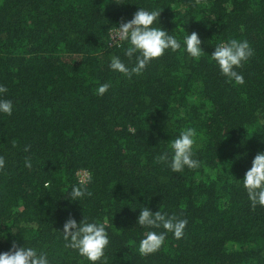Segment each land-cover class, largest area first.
I'll return each instance as SVG.
<instances>
[{
	"label": "trees",
	"instance_id": "1",
	"mask_svg": "<svg viewBox=\"0 0 264 264\" xmlns=\"http://www.w3.org/2000/svg\"><path fill=\"white\" fill-rule=\"evenodd\" d=\"M140 8L161 11L153 27L181 48L129 79L109 65L116 56L132 67L135 57L127 41L110 45V33ZM193 32L199 60L184 44ZM232 39L253 50L234 69L242 85L211 59ZM0 86L13 105L0 112V254L15 243L49 264H91L62 233L69 217H85L107 221L97 264H264V207L253 209L242 182L264 152V0H0ZM187 128L200 167L156 163ZM81 173L92 195L73 201ZM144 207L186 219L183 238L167 233L140 255L144 233L164 231L137 224Z\"/></svg>",
	"mask_w": 264,
	"mask_h": 264
},
{
	"label": "clouds",
	"instance_id": "2",
	"mask_svg": "<svg viewBox=\"0 0 264 264\" xmlns=\"http://www.w3.org/2000/svg\"><path fill=\"white\" fill-rule=\"evenodd\" d=\"M195 2L199 4L200 0H195ZM160 14L159 10L147 11L140 8L130 21H121L113 35V40L117 45L122 41H127L129 47L125 51V56L129 61L135 57V62L132 67H129L119 57L113 56L109 65L111 70L131 79L133 75L142 74L147 65L152 60L162 57L166 50L171 49L176 52L181 48L180 42L174 36L169 35L161 27H153ZM184 44L187 53L193 58L199 60L204 54L201 40L196 32L187 35ZM252 55L253 50L246 40L232 39L227 43L218 44L211 59L219 66L221 73L228 78V82L234 81L236 85H242L244 78L234 69L241 67L242 62L247 61ZM109 88L110 84L104 83L98 87L96 94L103 96ZM6 92L7 88L0 86V94ZM12 108L10 100L0 99V112L11 115ZM195 137V129L182 130L179 136L169 143L171 155L169 152H164L155 158V162L168 163L171 170L176 173L183 171L185 167L199 168L200 162L192 158ZM4 166L5 160L0 156V169ZM26 167H31L30 161H26ZM90 180L91 174L88 173L80 180L79 186L72 188L69 198L75 201L85 195L91 196L92 193L86 188V183ZM242 182L253 209L257 205L264 207V152L257 153L254 157ZM106 223L107 221L104 223L88 222L84 217L83 221L77 224L75 219L69 217L63 225L62 232L64 240L67 241L65 247L77 250L79 255L91 264H97L104 256V250L109 244L105 230ZM187 223L186 219L162 214L160 211L153 214L147 207H144L140 211L137 224L148 229L163 228L164 231L161 233L146 231L139 243L140 255L146 256L158 251L163 246L167 233H172L177 240L183 238ZM0 264H49V262L45 253L38 254L33 248L18 247L13 243L10 251L0 254Z\"/></svg>",
	"mask_w": 264,
	"mask_h": 264
},
{
	"label": "built area",
	"instance_id": "3",
	"mask_svg": "<svg viewBox=\"0 0 264 264\" xmlns=\"http://www.w3.org/2000/svg\"><path fill=\"white\" fill-rule=\"evenodd\" d=\"M115 32H116V30L115 31H112L111 32V34H110V42H111V44L110 45H115L116 43L114 42V40H113V35L115 34ZM81 175L83 176V173H81ZM86 176V175H85ZM84 176V177H85Z\"/></svg>",
	"mask_w": 264,
	"mask_h": 264
},
{
	"label": "rangeland",
	"instance_id": "4",
	"mask_svg": "<svg viewBox=\"0 0 264 264\" xmlns=\"http://www.w3.org/2000/svg\"><path fill=\"white\" fill-rule=\"evenodd\" d=\"M78 176H79V175H78ZM83 177H84V175L82 176V175L80 174V176H79L80 180H81Z\"/></svg>",
	"mask_w": 264,
	"mask_h": 264
}]
</instances>
